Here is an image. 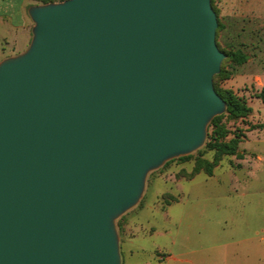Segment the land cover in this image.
Listing matches in <instances>:
<instances>
[{
  "label": "water",
  "instance_id": "1",
  "mask_svg": "<svg viewBox=\"0 0 264 264\" xmlns=\"http://www.w3.org/2000/svg\"><path fill=\"white\" fill-rule=\"evenodd\" d=\"M0 63V264H122L116 222L226 113L212 0L32 6Z\"/></svg>",
  "mask_w": 264,
  "mask_h": 264
},
{
  "label": "rangeland",
  "instance_id": "2",
  "mask_svg": "<svg viewBox=\"0 0 264 264\" xmlns=\"http://www.w3.org/2000/svg\"><path fill=\"white\" fill-rule=\"evenodd\" d=\"M212 7L226 56L215 90L252 111L219 116L201 149L148 176L139 204L116 222L122 264H264V0ZM33 26L12 57L28 50ZM214 144L236 147L240 157Z\"/></svg>",
  "mask_w": 264,
  "mask_h": 264
},
{
  "label": "crops",
  "instance_id": "3",
  "mask_svg": "<svg viewBox=\"0 0 264 264\" xmlns=\"http://www.w3.org/2000/svg\"><path fill=\"white\" fill-rule=\"evenodd\" d=\"M31 1L0 0V63L12 57L11 53L18 52L20 43L28 37L27 30L33 23L28 14L29 8L34 6ZM5 46L10 50L8 55Z\"/></svg>",
  "mask_w": 264,
  "mask_h": 264
},
{
  "label": "trees",
  "instance_id": "4",
  "mask_svg": "<svg viewBox=\"0 0 264 264\" xmlns=\"http://www.w3.org/2000/svg\"><path fill=\"white\" fill-rule=\"evenodd\" d=\"M44 1H45L44 5H46V4H51V3L63 2L65 0H44ZM229 57H231L234 60V62H236L239 65L246 63V60H247L246 56H243V55H238V56L237 55H231ZM220 96L227 103V110H226L227 114H230L233 116H247L248 114L251 113V111H252L251 109H249L245 106H241L235 98L224 97L222 95H220ZM218 118L219 117H216L208 127V139L210 138L209 130L211 127H213L215 125L216 120ZM213 148L220 150V151H224L229 156H239L238 150L236 147H230V146H227L224 144H214Z\"/></svg>",
  "mask_w": 264,
  "mask_h": 264
}]
</instances>
